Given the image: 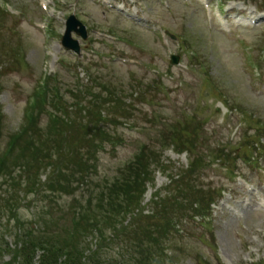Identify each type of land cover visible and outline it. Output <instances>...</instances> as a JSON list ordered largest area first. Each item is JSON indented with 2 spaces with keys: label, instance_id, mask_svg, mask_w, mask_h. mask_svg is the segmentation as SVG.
<instances>
[{
  "label": "rangeland",
  "instance_id": "374dc122",
  "mask_svg": "<svg viewBox=\"0 0 264 264\" xmlns=\"http://www.w3.org/2000/svg\"><path fill=\"white\" fill-rule=\"evenodd\" d=\"M114 2L124 7L123 11L109 10L98 0H0V8L7 6L10 13L0 19V154L7 147L9 137L23 126L29 98L35 94L42 76H56L57 84L51 86L59 88L62 108L68 113L85 104L84 97L78 96V83L92 87L88 88L90 92H98V86L106 84L127 98L124 104L129 116L135 119L123 129L118 128L125 145L117 148L115 154H100L101 176H113L135 155V150L145 143V137L137 134L134 127L151 126L147 121L154 116L158 123L153 129L165 125L183 129L184 136L180 138L191 140L196 158L204 157L208 164L212 159L210 152L225 157L255 190L253 194L241 182L228 183L216 165L197 171L195 178L200 190L213 192L224 188L229 194L212 207L209 228L213 230L215 244L208 245L209 236L207 239L193 228L189 238L176 243L179 253L175 264H264V175L256 169V164L264 166V53L261 52L264 48H260L264 44V27L258 24L254 29L236 28L231 21L239 11L251 15L264 11L260 9L264 0H239L224 9L211 7L210 10L194 0ZM114 2L112 5L117 7ZM43 6H48L46 11ZM51 12L57 14V20L50 17ZM134 14L136 21L130 22L128 17ZM69 15H74L88 30L87 42L81 43L80 57L64 52L60 46L63 21ZM165 31L177 39H169ZM172 54L180 57V65L170 66ZM254 60L261 68L259 71L251 68ZM147 86L153 91L144 95V101L135 99ZM220 99H225L232 108L241 107L248 116L244 114L242 120L241 114L234 112L224 119L227 112ZM104 107L113 112L111 106ZM47 109L44 105L38 111L44 113ZM190 120L193 123L185 127ZM35 122L36 126L27 130L13 150L11 164L14 157L21 159L26 140L35 145L46 143L51 158L58 154L57 147L61 154L65 149L68 156L72 153L75 157L73 144L68 141L70 134L78 131L74 126L79 123H70L66 136L57 130L49 140L46 117H37ZM158 157L172 175L189 166L190 156L186 152L178 155L171 148L162 149ZM249 160L254 161L252 165L247 163ZM37 164L40 169L35 170L37 187H26L27 175L23 171L18 173L17 168L12 175H1L0 202L13 197L10 205L0 203L1 225L13 226L15 217L23 222L34 218L50 197L45 190L46 178L52 186L65 180L60 175H51L50 163L38 160ZM5 165L9 167L8 160ZM30 176H34V170ZM167 183V172L156 170L143 205ZM33 188L39 189L38 196L33 194ZM51 196L57 208L72 202L71 197L63 194ZM8 207L13 218L8 216ZM204 226L200 228L204 230ZM111 253L112 257L117 256L116 252ZM139 255L135 247L116 262L134 264L140 260Z\"/></svg>",
  "mask_w": 264,
  "mask_h": 264
},
{
  "label": "trees",
  "instance_id": "16d2710c",
  "mask_svg": "<svg viewBox=\"0 0 264 264\" xmlns=\"http://www.w3.org/2000/svg\"><path fill=\"white\" fill-rule=\"evenodd\" d=\"M29 125H32L31 129L36 126L34 119ZM55 150L58 154L51 158L46 143L35 145L26 140L21 159L14 157L9 169L6 165L0 166V175H12L14 169L19 168L18 173L23 171L27 175L26 187H36L38 172L35 170H40L38 160L53 164L51 175L55 177L58 162L66 169L77 155L75 148V157L72 153L68 156L65 149L61 150L62 154L59 147ZM151 155L138 156L127 166L120 180L97 188L89 184L86 197H73L71 204L58 208L51 194L55 195L54 191H57L72 196L75 192L70 184L73 175L62 176L65 180L53 186L49 185L51 180L48 179L49 186L45 190L50 197L40 213L25 222L17 217L13 226L0 224V264H122L116 262L118 257L131 253L135 247L141 255L134 264H164L160 258V238L169 226L171 213L191 206V202L201 203L202 209L208 207L213 194L209 192L207 196L194 185V179H190L192 171L182 172L166 190L165 196L156 193L146 209L142 201L146 181H150L146 177L150 175L149 157L154 158ZM31 170H34L33 177ZM77 177L82 178V173L79 172ZM33 191L39 195L38 190L33 188ZM145 210H148L147 214ZM9 212L13 218L11 210ZM111 251L117 256L112 257ZM5 256L10 257L8 261H4Z\"/></svg>",
  "mask_w": 264,
  "mask_h": 264
},
{
  "label": "water",
  "instance_id": "95a60500",
  "mask_svg": "<svg viewBox=\"0 0 264 264\" xmlns=\"http://www.w3.org/2000/svg\"><path fill=\"white\" fill-rule=\"evenodd\" d=\"M70 30H74V27L73 26H71V27H69V30L68 31H70ZM68 47H71L70 45H67Z\"/></svg>",
  "mask_w": 264,
  "mask_h": 264
}]
</instances>
